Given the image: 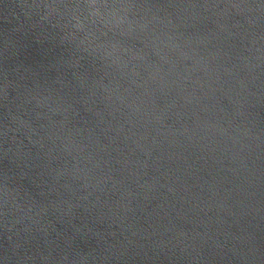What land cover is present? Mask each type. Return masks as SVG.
I'll return each instance as SVG.
<instances>
[{
    "label": "water",
    "instance_id": "water-1",
    "mask_svg": "<svg viewBox=\"0 0 264 264\" xmlns=\"http://www.w3.org/2000/svg\"><path fill=\"white\" fill-rule=\"evenodd\" d=\"M0 264H264V0H0Z\"/></svg>",
    "mask_w": 264,
    "mask_h": 264
}]
</instances>
